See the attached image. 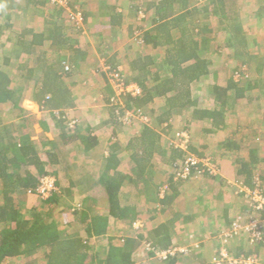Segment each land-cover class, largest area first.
Wrapping results in <instances>:
<instances>
[{"label": "trees", "instance_id": "1", "mask_svg": "<svg viewBox=\"0 0 264 264\" xmlns=\"http://www.w3.org/2000/svg\"><path fill=\"white\" fill-rule=\"evenodd\" d=\"M23 1H25L24 10L26 11L32 7L39 9L38 6L49 3V0ZM64 1L72 11H80L85 25L87 13L81 8L82 6L73 4L70 2L71 0ZM220 1L221 4L226 2V0ZM204 2H199L197 6L202 8L203 13H206L204 11L208 9L203 6ZM214 2L216 3V0H211L209 5ZM53 5V12L44 20L43 31L35 32L31 28L22 30L16 39H13L15 42L12 49L3 55L0 65V108L10 104V110L17 112L14 117L26 120L25 116L21 117L22 114L28 112L20 105L23 89L12 84L5 69L15 60H23V64L16 63V68L22 70L20 77L24 79V83L32 82L33 98L41 108L52 115V118L57 119L60 123L66 121L64 124L66 130L64 128L61 132L62 141L66 144L75 143L80 151L87 152L99 143L97 136L89 127L80 131L76 128V121L67 120L68 109L74 106L75 98L71 91L74 85L71 77L79 71V61L84 59L86 53L82 51L78 41L67 36L64 31L69 28L71 33L83 32V28L71 20V15L65 6L56 1L53 2ZM233 5L234 2L231 3L227 11H221L222 9L218 7L209 9L208 12H211V15L206 20V24H200L198 27L193 26L192 30L188 28L186 21L194 14L193 11L196 7L189 8V0H155L149 6L150 8L147 7L146 10L142 9L139 12V17L142 20L146 18L148 10L154 9V15H152L154 25L146 30L135 29V39L142 46L148 44L157 48L166 45L165 55L161 61L163 74L159 71L152 73L149 69V62L138 59L136 62H132V70L135 71L133 79L139 85V92L136 94L123 92L117 96L112 91L108 97H104V103L110 110L114 124L120 123L119 118L122 114L142 115L147 112V106L152 105L156 99H161L162 103L157 108L147 109L151 117L155 113L156 116H153L149 123L142 126L138 137L129 139L128 148L134 151L129 154L128 162L122 161L119 155L120 145L115 140L109 145L108 152L102 153L101 158L104 165L102 164L99 173H92L86 168H82L81 174L85 178L82 180L84 204L81 207L74 208L71 205H64V203L58 205L62 194L69 195L76 182L70 179L67 186L60 188L61 183L56 180L55 189L46 199L40 200L46 205L45 210L40 213L34 212L37 211L38 202L29 208L33 211L31 216L24 215L25 206H21L19 197L35 194V189L40 184L42 177L46 175L56 177L57 171H50L49 168L60 164V152L46 150L44 148L48 142L46 139L36 142L31 139L30 133L14 134L16 130L14 122L4 123L0 117V264H10L9 259L28 258L35 253L40 254L36 258L38 261L36 264H136L142 262L143 257L134 251L140 244L136 240L132 239L129 247H117L112 245V241L109 239V248L104 253H89L87 242L92 236H101L106 233L109 217L120 218L131 223L138 217L150 213V210L136 211L135 207L122 204L119 194L127 182L138 186L139 183L148 180L154 170L151 163L153 149L157 148L164 162L174 169L179 164L184 165L186 157L189 155L202 156V153L192 147L190 138V143L184 148L179 143L171 142V139L163 138V134L168 132L166 130L170 129L172 122L177 121L175 115L187 113L186 125L182 130H185L188 135L190 134L188 126L195 122H205L202 129L205 133L212 134L226 130L228 112L232 113L240 105H251L260 100V94L254 91L264 89V74L256 77L255 80L244 78V75H247L245 73L249 66L262 68L264 55L254 52L256 47L254 49L251 46L258 44L251 43L249 40H255V32L250 27L247 30L243 28V21L238 22L236 17L238 11H235L236 7ZM16 7L17 1L15 0H0V40L2 34L12 28L10 21ZM110 12H106L107 17L105 16L102 20L104 26H108L107 31L112 30L113 26H118L122 18L121 13L116 11L114 6ZM54 17L57 18L54 19ZM213 17L215 21L217 20L216 27L222 28L226 35L224 36L226 42H220L217 45L218 53L221 54L226 49L229 51V54H226L227 60L232 59L230 63L228 61L224 63V69L228 73H224V76L220 77L218 81H216L214 62L207 55L210 48V38L207 34L213 31L209 23L210 18ZM58 18H62L60 23ZM175 27L180 31L176 38L171 34L172 28ZM11 32L16 31L12 30ZM46 44L48 45L46 46ZM3 46L0 44V48ZM49 50L54 55L47 57ZM146 57L149 59L150 56ZM100 58L103 60L102 66L100 64L96 67L97 72L103 66H110L112 69L119 67L112 57L101 54ZM66 67L68 68L66 69ZM210 75H213V78L207 84V89L215 103L212 108L198 105L192 94L194 86L209 79ZM242 99L245 103L241 104L240 100ZM249 115L247 114V116ZM154 119L155 124H150ZM72 122L73 125H70ZM240 128L241 126H238L233 129L231 131L232 138L226 136L228 139L220 140V144L227 150L238 149L243 140L242 137L245 136V130ZM201 147L205 148L206 146ZM230 163L235 165H233V169H236V172H234L235 175L231 182L227 183L225 180V189L229 192L234 193L238 184L249 189H254L257 184L264 187V173H257L261 167H264V156L260 154L259 148H250L248 156L240 159L237 155ZM195 166L190 165V172L186 176L178 175L175 172L171 173L166 184L167 187L160 191L158 197L159 202H157L162 205L161 210L174 202L179 184L197 179L199 176L216 177L224 171L221 164L216 165V173H210L208 168L202 166L201 163L197 167ZM197 168H199L198 170L203 169V172L198 173ZM127 169L129 170L126 171ZM232 182L236 186L231 185ZM235 195L245 196L246 192L240 191V193H234ZM242 206L244 213L249 215L255 210L251 204L249 207L244 204ZM56 210L57 214L62 216L60 221H57L54 214ZM239 216L242 217V215ZM235 219H230L227 210H223L219 223L216 224L218 226L215 225L216 228L210 237L229 229ZM81 231L84 235L80 233ZM141 238L142 236H140ZM145 243L148 256H153L157 250L176 246L172 243L169 222H162L153 227L147 234ZM195 251L194 248L189 249L186 254L183 251H177L157 260L159 264H173L180 256L184 257L187 254L193 256ZM257 252H259L258 247H253L248 251L239 249L233 255H248ZM30 263L32 262L28 261L23 264ZM193 264L215 263L207 261L206 258H200Z\"/></svg>", "mask_w": 264, "mask_h": 264}, {"label": "crops", "instance_id": "2", "mask_svg": "<svg viewBox=\"0 0 264 264\" xmlns=\"http://www.w3.org/2000/svg\"><path fill=\"white\" fill-rule=\"evenodd\" d=\"M15 1L19 3L23 0H15ZM154 1L155 0H71L70 1L73 4L76 3L78 6L81 5L82 9L87 13L85 27L88 34L86 33V31H84L85 36H83L84 35L83 32H74L73 35L72 33H69L67 29H64L65 34L77 40L78 45L81 47L82 51L86 53L84 59L79 61V65H78L79 71H77L76 73L78 77L82 79H79V81L75 83L76 85L74 84L71 88V91L73 92L75 98H74V106L68 109L67 120L76 121L77 122L76 128L79 129L80 131L81 130L83 131L85 130V128L89 127L93 131V134H95L97 136V139L99 140V143L93 149L87 152H82L77 148L75 143L70 142L69 144H66L64 141H62L61 132L65 128L64 124L66 123V121L61 125L60 122L57 121V119L51 118L52 120H54L55 123L59 122V125L61 127V131L59 132L57 137L59 139V146H60L59 149H61V151H58L60 152L59 153L60 164H58L57 165L58 168L54 170L57 171L56 176L58 175L64 176L65 178L64 186H67L69 184L70 179L76 182L75 185L72 187L73 190L70 192L71 195L75 191L78 192L77 189H79L80 191V189L84 188L82 180L83 178H85V176L81 174L83 167L92 173H99L101 171L103 164L102 162L103 159L101 158L102 153L106 154L109 150V145L113 143L115 140L119 142L120 145L119 155L121 156L122 161L125 163L130 160L129 154H131L132 151L134 150L128 148L130 143L129 139L134 138L136 136L138 137L140 135L142 126L146 123H149L147 120L148 117L151 116V114H149L150 112H148L147 109H150V107L157 108L162 103L161 99H156L153 101L152 105H148L146 109L147 112L143 110L145 113H143L142 116H145V119L142 121L144 123L141 124L140 129L136 133H133L132 135L124 138L123 137L124 131H120V129L116 127V124H114L115 122L114 123L112 122L113 119L112 116H110L111 115L110 110L106 108V105L104 103V97L99 100L98 103L99 105L97 104L95 106L90 105L89 102L91 99L95 100V97H97V93L99 92L102 93L104 92L106 94L109 93L108 95H110L113 91L110 85L108 84L104 73L100 69L98 72L94 73L92 69L94 68L96 70V67L100 66L101 62L103 61L100 58L101 54L105 55L106 57H112L114 59L113 61L118 63V66L121 68L122 73L124 74L125 82L129 84H136L137 86H139L137 82L133 79L135 71L132 70L133 69L132 62L134 61L136 62V60L138 59H140L141 61L147 60L149 62V69L152 73L159 71L161 72V74H163L162 72L163 67L161 66V61L163 60L164 58L163 56L165 55L164 48L166 45L164 44L163 47L161 46L157 48H153L148 44L142 46L135 39L136 36L135 29L146 30V29H150L154 25L152 21V15H154L153 14L154 9H150L148 10V12L146 11L147 16L145 19L141 20L139 17V12L142 9L146 10V8L151 6ZM210 1L211 0H206L204 2L203 6L206 7L208 10L204 11L206 13H203L202 8L197 6V4L199 3L197 0H189V8H192L193 6L196 7V9L193 11L194 14L188 17L186 21L188 28L190 30H192L193 26L198 27L200 24H206V20L211 15V12H208L209 9L213 7H218L219 9H222L221 11H227L229 6H231V3L233 2H234L233 6L236 7L235 11H238V16H236L238 18V22L240 20H241L240 22L243 21L244 22L243 28L246 29L247 27L246 20L244 18H241L240 16L242 14L241 9L243 8L242 5H240L242 0H229V1L226 0V2L224 1L222 2V4L220 0L218 1L216 0V3L214 2L213 4L209 5ZM263 1L264 0H262V2ZM47 5H49L48 2L43 4L42 6H38L40 10L37 9V7L34 8L32 7V9L28 10V16L30 19H34V17L37 18L35 21L36 25H34L33 22V25L31 24L24 27L15 26V18H13L12 16L11 18L12 20L10 21L12 24L11 29L16 31V33H13L14 40L16 39V36H18V33H20L22 30L27 28H31L35 32L43 31L45 24L44 20L47 19V16L53 12L52 7H54V5L49 6L50 8L47 7L48 9L45 8V10H43L42 13L44 14L43 17L42 15L37 16V14L38 12H41V9L44 6ZM112 6L115 7L116 11L121 13L122 18L118 26H113L112 30L107 31L106 28H108V26H104V22H102V20L107 15L106 12L111 11ZM24 7H26L25 2L23 8ZM260 8L264 10V7H260V5L256 6V3H254V5L251 6V9L249 10V15L247 16V19L250 20L251 24H254L253 19L258 16V12ZM56 18L57 17H54V19ZM61 20L62 18H58L59 23ZM210 20L211 21L209 23L213 29L211 33L209 32L207 34L208 37L210 38L209 40L210 43L214 44L215 42L217 43L226 42V40L224 39V36H226L224 34V30L222 28L220 29L216 27L217 20L215 21L214 17L212 19L210 18ZM257 28L258 27H256V29L254 30L251 28L252 31L255 32V40L250 39L249 41L251 43L255 42L258 45H259L258 43L259 41L264 46V39H262V36H264V27L263 28L259 27L258 29ZM132 31L134 32L133 34ZM179 32L180 31L178 30L177 27L172 28L171 30V34L174 38L179 36ZM86 34L89 35L90 37H86L87 36ZM14 40L11 43V48L13 46V43L15 42ZM47 45L48 44H46V46ZM211 48H209L207 54L213 51V49L211 50ZM261 50L257 48L254 50V52L257 54L259 53L261 55H264V51L262 52ZM215 53H218V51L216 50ZM52 54L53 53L50 52L49 50L47 57ZM221 54L224 55L229 54V51L225 49L222 51ZM148 55L150 56L149 59H147V57L145 58V56ZM225 57H227V55ZM88 70H92L93 72L89 73V75L85 77L84 74L85 72L87 73ZM78 77H76L77 80ZM74 86H76V88H74ZM261 91L264 90H258V91L255 90L254 92L259 93L261 96L260 93ZM261 97L259 101L255 102V104L252 103L251 105H245L248 108L245 111V116L243 117V119L241 117V119L238 120L234 119V121L232 120L231 122V121H227L226 118V128H225L226 130H222L221 134H218V132L212 133V135H214L215 137L214 139L211 140H214L216 147L221 148V150L222 151L224 150L226 153V155H222V158H219L217 161L218 164L223 165L224 171L219 173L216 177L197 178L179 184L176 199L170 206L166 207L163 210L160 209L162 205L158 203L159 202L158 197L160 196V191L167 187L166 184L169 178L171 177L172 167L164 162L157 148L153 149L152 152L153 155L151 156V163L154 166V170H152V174L150 175L148 180L139 183L138 186H135L131 182H127L121 188V192L119 194V199L122 204H127L130 205L131 207H135L136 211L150 210V213H147L146 216L144 215L138 217L137 220H134L131 223L130 221L125 222L120 218L109 217L107 231L109 229L108 227L112 222L115 223H117V221L124 222L132 228L133 224L136 221H141L144 224H146V222L149 221L151 223V226H149L148 230L145 232V234L147 235L149 231L157 224L162 222H169L170 230L172 232L173 244L184 245L187 244L189 240L198 239L199 237L197 236L201 237V235L204 234L205 235L204 241L206 244L204 242H201V246L203 245L202 246L203 248L204 246L208 245L210 242L209 239L210 234L213 233L214 229L218 226L216 224H213V222L217 220V223H219L218 221L220 220L221 212L223 210H227L230 219L231 218L235 219L236 217L241 215L240 213H244V208L238 205L239 203L233 195L232 196L225 195L227 192L225 189L226 188L225 180L227 182H231L230 179L234 178L233 175H235L234 172H236V169H233L234 164L231 165L230 162L233 161L234 158L237 157V155L240 157V159H244L246 156H248V151L250 150V148H259L260 154L264 156V109H263L264 100ZM254 106L257 107L256 109L257 111H260L259 117H257L256 113L252 112L251 110L254 108ZM83 108H85L86 110L83 113H81ZM247 114H250V116H247ZM93 116L98 118V123L91 124L94 121V119L93 121L91 120ZM153 116L154 114L152 115V119ZM149 118L151 120V117ZM238 126H241L240 128L241 130H245L244 133L245 136L242 137L243 140L238 146V149L234 151L227 150L223 145L220 144V140L222 139L223 141L227 140L228 137L226 136L232 138L233 135L231 134V131L237 128ZM104 127H106V130H103ZM207 135H211V134H207ZM46 140L48 142L45 144V147H47V145L50 144L52 145L53 142L49 141V139ZM196 143L197 141H195V144ZM205 146L207 147V144H205ZM53 147L54 146H52L51 149L49 148H45V149L52 152L56 150V148ZM80 155L88 158L87 159L84 158L85 161L82 162L83 164L81 163L80 165H78L76 160L79 159ZM94 155H97L98 157L97 167H95V163L94 165L90 163L92 161L90 157H93ZM69 156L74 157V159H72V162H75L74 164L70 162V160H67ZM128 170L129 169H127L126 171ZM148 187L151 188L153 187L155 192L153 197L150 199H148L150 195L148 194L147 191ZM124 192L127 195L126 200L122 198ZM78 195L82 198V200H84V191L78 192ZM131 198L133 199L130 201ZM146 206L147 208H144ZM197 224H199V226ZM190 232H192V236L188 237ZM80 233L84 235L82 231ZM94 237L97 238L100 236H92L90 237V239ZM138 238H139L138 242L140 243L141 242L140 240H143V238L140 239V236H138ZM131 240L132 239L130 238H126V240L123 241L126 242L124 246L129 247V243L131 242ZM139 246L140 244L138 245V247ZM138 247L134 251L138 252L139 256H142L140 255V250L138 249ZM237 249H241V246H238ZM203 252H204L203 249H201L200 251L196 250L193 256L195 257L196 254H201L198 255L197 257L205 259L206 257H202L204 255ZM188 256L191 257L190 264H193L195 261L194 257H192L190 254L186 255V257ZM38 257H39V253H35L34 255H32V257L29 258L30 259L29 261L33 262V264H36V262H38L36 258ZM145 258L146 257H143L142 261H144ZM206 260L209 261L208 258H206ZM165 264H169V263H165ZM173 264H184V263H181V261L177 258Z\"/></svg>", "mask_w": 264, "mask_h": 264}, {"label": "rangeland", "instance_id": "3", "mask_svg": "<svg viewBox=\"0 0 264 264\" xmlns=\"http://www.w3.org/2000/svg\"><path fill=\"white\" fill-rule=\"evenodd\" d=\"M54 1L57 2V0H49V5L44 6L41 9V12L43 10H45V8L46 9L50 8L49 6H53ZM24 2L25 1H21L19 3L17 2L18 6L16 8H14V10H13L14 15H12V16H13V18H15V26L24 27V26L31 25V24L33 25V22H34V25H36L35 21L37 18H35V17H34V19L29 18L28 11H25L23 8ZM254 3H256V6L260 5V7H264V1L262 2V0H242V2L240 4L243 7L241 9L242 14L240 16H241V18H244L246 20V25H247L246 29H248V27H250L254 30V29H256V27H258V28L264 27V10L262 8H260V10L258 12V16L253 19L254 24H251L250 20L247 19V16L249 15V10L251 9V6L254 5ZM41 12H38L37 16L42 15V17H43L44 14H42ZM42 17H41V19H42ZM82 28H83V34H84L83 36H85L84 31H86L87 34H88V32L86 30L84 23H83ZM12 30L13 29L7 30L4 34H2L0 44L1 45L3 44L4 46L2 48H0V65H1L3 55H6L7 54L6 52H8V50H10V48H11V43L13 42V39H14L13 33L11 32ZM67 31H69V33H71L69 28H67ZM14 33H16V32H14ZM72 34L74 35V33H72ZM83 36H82V39H83ZM86 37H90V36L87 35ZM258 43H259V45H257V46L255 45V46H251V47H253V48L256 47V49L259 48L260 50L262 49L261 51L263 52L264 46L259 41H258ZM210 44H211L210 48L212 47L211 50L213 49V51H211L207 55L214 62V70H215L216 75H217L216 81H218L220 77L224 76V73L225 74L228 73V71H226L224 69V66H225L224 63H226V61H228V60L225 57L226 55L215 53L216 50L218 51V49H217L218 43L215 42L214 44L213 43H210ZM257 51H259V50H257ZM231 61H232V59L229 60L228 62L230 63ZM13 62L14 63H12L10 66L5 67V69L11 78L12 84L16 87L17 86H20V88L22 87L23 98L20 102V105L28 112H26V114H22V116H21L22 118H24V116H25L26 120H23L20 117L16 118L14 116L16 115L17 112L10 110L11 105L10 104H7L6 106L4 105L3 107L0 108V117L2 119V122L5 123V122L13 121L15 126H16L15 127L16 130L14 131V134H16V135L21 134L22 132L30 133L31 139L36 141V142H41L45 138L49 139V141L53 142L52 145L51 144L47 145V147H44V148L51 149V147L54 146L53 148H56L55 151H61V149H59L60 148L59 139L57 138L59 132L61 131V127L59 125V122L55 123L54 120L51 119L52 118L51 114L49 112H47L46 110H44L43 108H41L40 104L33 98L32 82L30 81L28 84H26V83H24V79L22 77H20V73H22V70L20 71L16 68L17 67L16 63L23 64V60L22 61L21 60H15ZM249 67H247V70L245 73L247 75H244V78L248 77L249 80H255L256 77L262 76L264 74V66L262 68H257V66L256 67H250V68ZM92 69H93L94 73L97 72L94 68H92ZM100 70L106 76L105 78H106L108 84L110 85V87L112 88L113 92H115L114 86L112 85V83L109 79L108 73H105L102 69H100ZM223 70H225V71L223 72ZM93 71L88 70L87 73L85 72V74H84L85 77H87L89 75V73H92ZM122 75L124 77V74H122ZM76 77H78V75L76 73L74 74V76L71 77L72 78L71 81H73L74 84L77 83V81H79V79H82V78L78 77V80H77ZM85 77H83V78H85ZM208 77H210V78L205 79L204 82L202 81V83L194 86V88L192 90V94H193V97L198 102V105L212 108L215 106V103L212 100L210 93L208 92L207 84L210 83V81H211L210 79L213 78V75H210ZM74 88H76V86H74ZM262 90H264V89H262ZM260 93L262 96L261 98L264 100V91H261ZM108 94L109 93L106 94L104 92L103 93L102 92L97 93V97H95V100L91 99L89 101L90 105H94V106L96 104L99 105L98 104L99 100L103 97H106V96L108 97L109 96ZM83 101H85V100H83ZM240 102H241V104L245 103L244 99L240 100ZM247 108L248 107H246L245 105L244 106L240 105V107H238L237 110H234L232 113L228 112L229 114L230 113L231 114L227 115V121L232 122V120L233 121H234V119L238 120V119H241V117L243 119V117L245 116V111ZM256 109H257V107L254 106V108L251 110H252V112L256 113L257 117H259L260 111H257ZM85 110L86 109L83 108L81 113H83ZM84 114H86V113H84ZM130 115H131V117H128V115H126V114H122L119 118L120 123L116 124V127L118 129H120V131H124L123 132L124 138L132 135L133 133H136L140 129L141 124L144 123L142 121L145 119V116L136 115V114H132V113H130ZM155 116H156V114L154 115V117ZM175 116H176L177 121H175L174 123L172 122V126L170 127V129L166 130L168 132H165L163 134V138L164 139H171L172 140L171 142H173L174 144L179 143L183 147L186 146L188 143H190V140H191L192 147H194L199 153H202L201 157L206 159L205 165L209 168L215 169L216 165H218V162H217L218 159L222 158V155H226V153L224 150L222 151L221 148L216 147L214 140H211V139H214V137H215L214 135H212V134L207 135L204 132V130L202 128H204L205 122H198V123L195 122V123L189 125L188 129H189L190 134L188 135L185 130H182L184 125H186L187 113L178 114ZM149 117H151V116H149ZM149 117L147 120L148 122L150 120ZM93 119H94V121H93ZM151 119H152V117H151ZM91 120L93 121L92 123L90 122L91 124L98 123L97 117L93 116V118H91ZM60 124L62 125V123H60ZM151 124H155V119L153 120V122ZM227 128H228V126H227ZM65 130H66V128H65ZM103 130H106V127H104ZM108 131H109V129H108ZM181 133H186V136H188V138H190V140L187 139L188 141H185V138H184L185 135H182ZM179 134H181V135H179ZM218 134H221V132H218ZM195 141H197L196 144H195ZM199 142H200V144H199ZM204 142H205V144H207V147H205V148L200 146V145H205ZM71 156H69L67 159V160H70V162H72V159H74V157H71ZM84 158L87 159L88 157L80 155L79 159L76 160L77 164L80 165L83 161H85ZM90 158L92 159V161L90 163H92L93 165L95 163V167H97V163H98L97 162L98 161L97 155H94L93 157H90ZM72 163L74 164L75 162H72ZM177 167L175 169L172 168L171 173L175 172ZM57 168L58 167L55 166V167L49 168V169H50V171H53L54 169H57ZM257 173L258 174L264 173V167H261L257 171ZM48 176L52 177L54 179V181L57 180L59 183H61L60 188H61V186L62 187L64 186V183H65L64 176H62V175H60V176L58 175L56 177H54L52 175H48ZM197 178H204V176H199ZM230 181H231V179H230ZM230 184L236 186V184L234 182H232ZM147 189H148L147 190L148 194H150L148 199H150L155 194L154 188L148 187ZM77 190H78V192L84 191V189H80V191H79V189H77ZM152 190H153V193H152ZM226 191L227 192L225 195H229V196H232V195L234 196V193H238V192L240 193V189L238 188V186H236L234 193L233 192L231 193V191L229 192L227 189H226ZM76 192L77 191H75L72 195L71 194L70 195L62 194L61 201H60V203H58V205H62L64 203V205H71L74 208L81 207L84 204V202H83L82 198L78 195V192L77 193ZM126 197H127V195L124 192L122 195V198L126 200ZM234 197L238 201V203H239L238 205H240L241 207H243L242 206L243 204L248 205V207L250 206V197L249 196L247 197L246 195L245 196H240V195L236 196L235 195ZM19 198H20L21 206H25V208L23 209V211H24L23 213L27 217L32 215L33 211L30 210L29 208L34 206L35 203L37 204L39 202L38 206H36L37 211H34L36 213H40L43 210H45V208H46V205L40 201L43 199L37 194L21 195ZM132 199L133 198H131L130 201ZM144 208H147V206ZM54 214L56 215L57 221L62 220V216L60 214H57V210L54 211ZM241 215H242V217L239 216L235 220H238L239 223H243V224L247 223L246 221L249 220L251 216H256V217L260 216L259 213H258V215L256 213H252L251 215H249L248 213H241ZM261 220L264 221V218ZM215 224H217V220L215 221ZM197 225L199 226V224H197ZM149 226H151V223L149 221L146 222V224H144L141 221H136L133 224L132 228L124 222H120V221H117V223L112 222L110 224V226L108 227L109 229H108L107 233L101 235L100 237H97V238L94 237V238L88 240V242H87V246L89 247L88 251H89V253H93V252L104 253L109 248V243H110L109 239L112 241V245L118 247V246H124L126 244V242H123L126 240V238L136 239L138 241L139 240L138 236H142L143 240H140L141 242H140V246L138 247V249L140 250V255H142L143 257H146V258L144 259V261H142L141 263H137V264H148V263L149 264H152V263L153 264H159L158 263L159 261L157 260L158 258H165L168 254H173L177 251H183V253L186 254L188 252V250L191 248L192 249L194 248L195 250H198V251L203 249L204 255L202 254L203 255L202 257L208 258L209 261L216 260L220 254V251L223 249L230 252L229 253L230 255L231 254L233 255V254H236V252L239 250V249H237L238 246H241V250H243V251H248V249L252 248L251 246H249L247 244V233L245 231H242V230L240 232H238L237 234H234L233 236H231L228 240L224 241L225 237L223 235H224L225 231L227 233L229 230V229H226V230L219 232L218 235L216 234V235L210 237L209 238L210 239L209 244L204 246L203 248H202L203 245L201 246L200 243L201 242L205 243V241H204L205 235L204 234H202L201 237L197 236V237H199L198 239L189 240V242L187 244L176 245L173 247H169L167 249L157 250L153 256H148L147 250H146L147 244L144 243V240L147 237L145 232L148 230ZM190 236H192V232H190L188 237H190ZM241 240H242V242H241ZM162 252H164L166 254H164ZM259 252H261V257L264 259V254H263L264 249L263 250L259 249ZM163 255H166V256L164 257ZM198 255H201V254H196L195 257L194 256H192V257H194L195 260H198V259H200L199 257H197ZM29 258L30 257H28V258H12V259H9L8 262L10 264H23V263L28 262L30 260ZM181 258H183V259H181ZM178 259L181 261V263H184V264H190L191 263V257H189V256L188 257H186V256L181 257L180 256ZM30 264H33V262Z\"/></svg>", "mask_w": 264, "mask_h": 264}, {"label": "built area", "instance_id": "4", "mask_svg": "<svg viewBox=\"0 0 264 264\" xmlns=\"http://www.w3.org/2000/svg\"><path fill=\"white\" fill-rule=\"evenodd\" d=\"M198 2H204L205 0H197ZM57 2L60 5H63L66 7L67 12L71 15V20L78 26H83V17L80 11H72L68 6H66V3L64 0H57ZM68 67H66L67 69ZM103 71L105 73H108L109 79L114 86L115 94L118 96L120 93L123 92H130L133 94H136L139 92V87L136 84H129L125 83L123 73L120 67H117L116 69H112L110 66H103ZM128 117L130 113H127ZM73 122L70 124L72 125ZM182 135H185V141H188L189 138L186 136V133H181ZM179 134V135H181ZM188 139V140H187ZM182 148L186 146L180 145ZM206 159L202 157H196L189 155L186 157L184 165L179 164L177 167L175 173L181 176H186L190 172V165H196L197 167L200 163L202 166H205L208 168L210 173H216L217 169L209 168L205 165ZM196 169L198 173H201L200 171H203V169L198 170ZM240 189V191L246 192V196L250 197V204L253 206L255 210H253V213L260 214L259 217L251 216L249 220H247L245 224L239 223L238 220H235L231 227L229 228L228 232L224 233L225 240H228L231 236L234 234H237L238 232L245 231L247 233V244L249 246L258 247V249H264V221L261 220L264 218V187H260L258 184L254 189H249L245 186L237 185ZM55 189V181L52 177L46 175L40 179V184L35 189V194L39 195L42 199H46L52 192V190ZM164 253V252H162ZM166 254V253H164ZM164 257L166 255H163ZM215 264H264V259L261 257V252L257 253H250L248 255H239L234 256L230 255L228 251L221 250L218 258L213 261Z\"/></svg>", "mask_w": 264, "mask_h": 264}]
</instances>
